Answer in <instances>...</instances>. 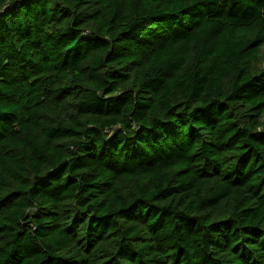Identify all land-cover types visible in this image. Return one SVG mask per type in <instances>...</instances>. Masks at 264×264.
<instances>
[{"label":"trees","instance_id":"1","mask_svg":"<svg viewBox=\"0 0 264 264\" xmlns=\"http://www.w3.org/2000/svg\"><path fill=\"white\" fill-rule=\"evenodd\" d=\"M263 46L264 0H0V264H264Z\"/></svg>","mask_w":264,"mask_h":264},{"label":"rangeland","instance_id":"2","mask_svg":"<svg viewBox=\"0 0 264 264\" xmlns=\"http://www.w3.org/2000/svg\"><path fill=\"white\" fill-rule=\"evenodd\" d=\"M262 50H263V52H264V46H263Z\"/></svg>","mask_w":264,"mask_h":264},{"label":"snow or ice","instance_id":"3","mask_svg":"<svg viewBox=\"0 0 264 264\" xmlns=\"http://www.w3.org/2000/svg\"><path fill=\"white\" fill-rule=\"evenodd\" d=\"M9 10H11V9H9Z\"/></svg>","mask_w":264,"mask_h":264}]
</instances>
